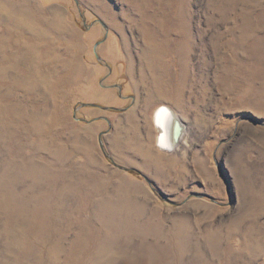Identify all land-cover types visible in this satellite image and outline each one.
Returning <instances> with one entry per match:
<instances>
[{
    "label": "rangeland",
    "instance_id": "obj_1",
    "mask_svg": "<svg viewBox=\"0 0 264 264\" xmlns=\"http://www.w3.org/2000/svg\"><path fill=\"white\" fill-rule=\"evenodd\" d=\"M128 263L264 264V0H0V264Z\"/></svg>",
    "mask_w": 264,
    "mask_h": 264
},
{
    "label": "bare ground",
    "instance_id": "obj_2",
    "mask_svg": "<svg viewBox=\"0 0 264 264\" xmlns=\"http://www.w3.org/2000/svg\"><path fill=\"white\" fill-rule=\"evenodd\" d=\"M180 54H183L185 56L186 61L184 62H187L188 52H180ZM180 72L181 73L176 74L175 77L179 79L180 83L182 84H178L179 89H177L178 87L176 86L175 88H173L174 91L173 93H177V94L180 92L181 88L183 87L187 79L186 77L187 71H185V68H182ZM155 85L157 91L163 94V89H162L163 88L162 86L164 85L163 80L162 79L157 80ZM153 120L156 124L155 126L160 127L159 138H157L158 146H160L162 150H166L168 152L176 150L177 149L176 146L178 145V143L182 142L183 141L182 139H185L184 137L186 132V125L183 122L182 116L179 115L177 111L175 112L173 108L171 109L168 105L161 104L154 111ZM183 124L185 125V127Z\"/></svg>",
    "mask_w": 264,
    "mask_h": 264
},
{
    "label": "water",
    "instance_id": "obj_3",
    "mask_svg": "<svg viewBox=\"0 0 264 264\" xmlns=\"http://www.w3.org/2000/svg\"><path fill=\"white\" fill-rule=\"evenodd\" d=\"M99 22L103 25V23H102L101 21H99ZM105 35H106V34H105ZM105 35H104V36H105ZM101 41H102V40H99V41L95 44V46L93 47V48H94L93 50H94L95 57H96L97 60H99V61H101L102 58H101V56L98 54V52H97V50H96V47L98 46V44H100ZM104 64H105V66H107L108 68H110V65H109L108 63L105 62ZM101 86L118 87V88H119V94H120V96L124 97V96L121 94V87H119V86H120L119 84L105 85V84H103L102 81H101ZM80 106H94V107H100V108H103V109H108V108H111V109H117V110H120V109H121V108H117V107L100 106V105H98V104H96V103L81 102V103L79 104V106H76L75 109H73V110H74L73 116H74L77 120H82V121H85L86 123H87L88 121H90V120H94L95 118H92V119H90V120H86L85 118L78 117L77 114H76V111H75V110H77ZM105 120L108 122L107 124H110L109 121H108L106 118H105ZM102 134H103V132H101V133L99 134V136H98V140H99V144H100L101 150L106 154V151H105L104 146H103V143H102V138L100 137V136H102ZM106 155H107V154H106ZM112 163H113V162H112ZM113 164H114L115 166H117L118 168H120V169H123V170L128 169V168L124 167L123 165L121 166V165L116 164V163H113Z\"/></svg>",
    "mask_w": 264,
    "mask_h": 264
},
{
    "label": "crops",
    "instance_id": "obj_4",
    "mask_svg": "<svg viewBox=\"0 0 264 264\" xmlns=\"http://www.w3.org/2000/svg\"><path fill=\"white\" fill-rule=\"evenodd\" d=\"M153 122H154V120H153ZM154 124H155V122H154ZM156 125V124H155ZM154 125V126H155ZM157 127V129H158V135H157V138H159V134H160V127H158V126H156ZM157 138H155L156 139V141H157V145H158V139ZM178 140V139H177ZM179 141V140H178ZM180 145V143H178V145L176 146V148H178V146Z\"/></svg>",
    "mask_w": 264,
    "mask_h": 264
}]
</instances>
